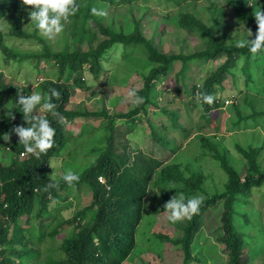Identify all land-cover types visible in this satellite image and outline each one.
Instances as JSON below:
<instances>
[{
    "label": "rangeland",
    "instance_id": "374dc122",
    "mask_svg": "<svg viewBox=\"0 0 264 264\" xmlns=\"http://www.w3.org/2000/svg\"><path fill=\"white\" fill-rule=\"evenodd\" d=\"M249 1L253 4L249 17L256 22L254 12L259 8L263 9L264 0ZM93 7L104 8L108 15L105 17L94 15L92 19L83 14L75 20L76 25L68 22L64 30L51 40L40 35L34 26L29 25L31 23L29 11L24 12V18H22V29L30 35L28 38L11 37V20L3 19L0 22V29L5 34L6 44L18 52L41 54L42 58L40 61L39 58H35L19 63L17 60L8 61L5 55L0 53V81L22 89L28 95L35 90L45 93L41 87L45 81L67 85L71 93L68 109L84 115L83 118L66 124L67 143L64 150L51 160L47 168L46 175L49 180L54 175V179L60 181L59 183H65L61 177L68 169L75 172L79 178L82 177L110 145L119 153L128 150V154L132 156L136 155L132 153V149H139V152L163 161L161 168L176 164L186 177H193L194 173L202 174V188L205 192L193 193L183 192L184 184L182 183L170 186L163 183L161 168L153 176L145 199L144 210L147 216L141 228L142 235L148 231L150 220L156 219L152 228L155 233L167 234L172 238L180 237L181 227L185 225L188 218L177 223L170 222L164 213L165 205L177 195V191L183 192L186 199L199 197L201 201L206 198V192L209 195L222 192L227 182V174L217 160V156H226L236 168H241L243 163L242 169H244L247 158L243 156L240 147L249 154L257 151L260 154L257 163L260 171L264 172V55L255 57L256 59L250 63V76H247L243 70V61L239 62L232 73L225 75L222 86L216 93L217 99L224 104L219 109L210 111L207 116L203 107L198 106L196 101L190 108L185 107L186 102H190V96L184 93L181 80L179 78L177 80V75L183 68V64L178 62L166 80L155 83V91L151 97L154 104L147 106L148 111L141 110L137 116L126 117L144 104V98L137 95L140 90L146 88L153 69V65L149 64L138 48H119V51H116L117 53L111 55L104 63L100 74L92 72L90 66L85 65L78 73L66 72L61 75L56 61L43 56L48 53L56 54L63 51L73 53L77 50L87 51L91 47L96 48L100 41L110 39V36L100 32L101 24L116 34L123 32L127 35L135 33V27L139 24L142 36L149 39L165 55L180 53L187 55L209 50L210 48L200 36L175 25L174 19L180 10L196 15L207 26H214L218 40L228 46L236 45V42L241 39L253 40L255 34L252 26L238 19L232 0H185L177 7L172 6L167 0H135L119 6L98 3ZM223 60L224 58L217 61L204 60L188 63L185 66L188 88L195 85L202 86L223 63ZM78 77L82 81L77 80ZM133 92L137 95H131ZM137 97H140L139 101ZM9 111L15 113L17 110L11 107L7 100H0V113L7 115ZM47 114V112L41 113L42 116ZM173 114L182 128H178V131L169 129L164 132L163 127L167 123L170 124ZM33 115H40L38 109L34 110ZM250 116L252 117L249 118ZM152 127H155L160 134L169 135L175 139L180 149L174 153L173 145L166 149L158 145L159 143L156 144ZM183 129L189 130L187 138L182 136ZM14 157L12 152L0 149L1 162L8 164ZM27 157L28 155L20 156L19 160ZM78 180L74 181V185L69 189L63 188L58 198L49 197L47 205L50 207L47 206L48 214L43 218H36L35 211L32 210L23 216L18 224L21 233L35 227L36 230L37 228L49 230L48 225L53 218L73 219V225L64 227L54 243L47 240V243L43 245V248H58L66 237L79 231L75 227L76 213L88 207L92 203L93 196L92 192L84 189L83 185H75ZM168 189L171 192H168ZM36 207L37 209L41 207L39 201ZM243 211H247L253 219L264 224V186L254 190L250 204L243 206ZM90 218L88 216L83 224L89 223ZM2 219L0 215V222ZM208 221L209 229L203 226L204 231H215L216 216L211 215ZM244 230L251 236L256 235L254 230L247 228ZM209 239L210 247L216 245L212 236ZM139 240L141 247L146 245L140 238ZM249 246H243L246 253L252 247ZM221 253L216 254L214 261H210V264H227L225 256L222 255L224 253ZM59 254L60 251L55 252V256ZM137 255L135 261L132 256L131 261L126 264H184L181 249L168 242L164 243L162 257L153 252ZM252 257L251 254L249 257L247 255L245 260L250 262ZM190 264L200 263L190 262ZM252 264H264V255L253 257Z\"/></svg>",
    "mask_w": 264,
    "mask_h": 264
},
{
    "label": "trees",
    "instance_id": "16d2710c",
    "mask_svg": "<svg viewBox=\"0 0 264 264\" xmlns=\"http://www.w3.org/2000/svg\"><path fill=\"white\" fill-rule=\"evenodd\" d=\"M133 1L135 0H76L78 11L70 17L69 22L76 25L75 20L83 14L94 19L91 8L98 3L119 6ZM167 1L177 7L185 0ZM252 5L249 0H232V6L239 17L238 19L244 20L252 26L256 37L258 25L249 17L253 10ZM30 10V7L25 10L20 0H0V22L6 18L11 20V37L17 39L30 37L22 29L23 14ZM174 22L180 29L191 31L200 36L210 49L187 55L183 53L165 55L149 39L142 36L139 24L135 27V33L127 35L123 32L116 34L107 30L99 22L101 24L100 32L110 36L109 40L100 41L96 48L91 47L87 51L48 53L43 57L54 59L61 75L66 72L69 74L78 73L85 65H89L92 72L100 74L104 63L111 55L116 54L119 48H138L149 64L153 65V69L150 72L146 88L140 90L138 95L135 93V95L144 98V104L127 114L126 117L137 116L141 110L148 111L147 106L154 104L151 97L155 91V83L166 80L172 73L175 64L181 62L183 68L177 75V80L178 78L181 80L184 93L190 96V102H186L185 107L190 108L196 101V95L200 92L213 94L215 96L213 105H203L204 113L207 116L210 111L219 109L224 104L217 99L216 93L222 86L225 75L232 73V70L238 67L239 62L243 61V70L247 76H250V63L256 59L255 57L264 55V50L253 56L246 47L238 48L236 45L228 46L220 42L215 34L216 28L207 26L192 13H184L180 10ZM0 53L4 54L8 61L17 60L19 63L35 58H39L40 61L42 58L41 54L22 53L10 48L5 42V34L1 29ZM221 58H224L223 63L205 80L202 86L195 85L188 88L186 83L188 75L185 71V66L188 63L204 60L217 61ZM153 80L154 84H152ZM41 87L44 92H48L50 88H56L60 92L59 97L52 99L56 110L64 118L61 123L59 118L53 117L50 113L44 115L50 120L51 126L55 128L52 147L46 153L39 157L35 154L25 153L23 145L19 143V137L13 131L17 126H28L23 119V114L18 109L13 113L15 119H10L8 115L0 113V117H2L0 118V134L10 133V141L6 142L0 139V149L8 150L15 156L8 164L1 162L0 159V215L3 217L0 222V264H126L131 261L132 256L135 261L138 253L141 256L146 252H153L162 257L164 243L167 242L181 249L184 264H190V262L210 264V261L213 262L215 255L220 252L224 253L221 254L225 256L227 264H252L253 257L264 255V224L253 219L247 211H243V206L250 204L254 190L264 186V172L260 171L257 163L260 154L257 151L249 154L242 147L240 148L243 156L247 158L244 169H242L243 163L241 168H236L226 156L216 157L227 174L224 190L213 195L206 192V198L201 202L198 213L188 218L185 225L181 227L180 237L172 238L167 234L155 233L152 228L156 219L150 220L148 231H145L143 235L141 232L144 219L147 216L144 210L145 199L148 196L153 176L164 164L163 161L147 156L143 152H139V149H132V153H136L134 156L128 154V150L119 153L115 148L113 149L112 145L105 148L101 158L94 162L75 184L83 185L84 189L90 190L93 196L92 203L83 211L76 213L77 224L75 227L79 231L66 237L58 248H43V245L47 243V240L54 243L64 227L73 225V219L53 218L48 225L49 230L43 228L36 230L35 227L21 233L18 224L23 216L32 210L35 211L36 218H43L48 214L49 197L58 198L63 188L69 189L74 185L73 183L71 185L59 183L48 188L50 180L46 172L51 160L59 156L66 146V124L84 117L83 113L68 109L71 93L67 85L45 81ZM18 94L28 96L22 89L0 81L1 101L7 100L8 104L15 109L17 108L15 100ZM174 116L175 114L171 117L170 124H166L168 127L166 125L163 127L164 132L169 129L178 131V128H182ZM152 135L155 143H159L158 145L161 147L167 149L173 145L174 153L180 149L175 139L169 135L160 134L155 127H152ZM188 135L189 130L183 129L182 136L187 138ZM128 144L131 146L130 142ZM208 146L210 147V145ZM25 155H28L26 159L19 160L20 156ZM160 174L161 181L169 186L184 184L182 191L185 193L205 192L202 188L203 175L200 173H194L193 177H186L178 165L171 164L162 167ZM101 176L105 179L103 183L99 180ZM168 192L171 190L168 189ZM37 201L41 203V207L38 209ZM211 215L216 216V229L206 232L216 241V245L213 247L209 246L211 236L203 229V226L209 229L208 218ZM88 216L91 217L90 222L84 225ZM240 224L241 226H239ZM244 228L256 231V235H249ZM138 237L146 245L141 247ZM244 245L252 246L247 253L243 248ZM59 251L60 254L55 256V252L59 253ZM250 254L253 257L248 262L245 257L247 255L249 257Z\"/></svg>",
    "mask_w": 264,
    "mask_h": 264
},
{
    "label": "clouds",
    "instance_id": "9594fccd",
    "mask_svg": "<svg viewBox=\"0 0 264 264\" xmlns=\"http://www.w3.org/2000/svg\"><path fill=\"white\" fill-rule=\"evenodd\" d=\"M20 3L29 11V25L34 26L40 35L51 40L58 36L69 22L70 17L74 16L78 11L76 0H20ZM91 13L98 17H105L108 15L104 8L92 7ZM254 16L258 25V31L255 39H241L236 42V47L247 48L248 52L255 56L257 53L264 50V10H255ZM252 35V33L248 30ZM250 35V36H251ZM135 95V93H131ZM60 92L56 88H50L48 92L41 93L33 91L30 95H17L15 103L22 114L23 119L28 126H17L13 129L15 134L19 137V143L24 147L25 153L35 154L39 157L41 154L47 152L52 147L53 137L55 135V128L51 126L50 120L41 113H50L53 117L60 119L63 123L64 118L56 110V105L53 102V97H59ZM140 97H137V101ZM215 96L213 94L200 92L196 95V102L201 108L207 104L213 105ZM10 109V108H9ZM39 111L40 115H33L34 110ZM10 119H15L11 111L7 113ZM2 118V117H0ZM0 139L3 141H10V133L0 134ZM62 181L71 185L74 181L79 179V176L71 169L65 171L61 177ZM101 183L104 177H99ZM60 181L51 176L47 187L58 185ZM201 199L199 197L185 198L183 192L177 191V195L173 196L171 200L165 205L166 211L164 213L172 223L181 222L186 218H191L192 215L198 213Z\"/></svg>",
    "mask_w": 264,
    "mask_h": 264
}]
</instances>
